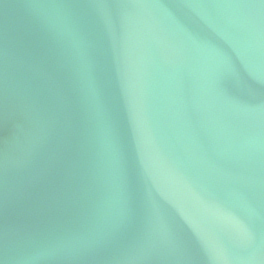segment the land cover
Masks as SVG:
<instances>
[{
    "label": "water",
    "instance_id": "1",
    "mask_svg": "<svg viewBox=\"0 0 264 264\" xmlns=\"http://www.w3.org/2000/svg\"><path fill=\"white\" fill-rule=\"evenodd\" d=\"M0 264H264V0H0Z\"/></svg>",
    "mask_w": 264,
    "mask_h": 264
}]
</instances>
